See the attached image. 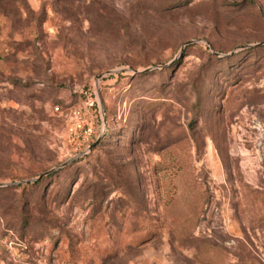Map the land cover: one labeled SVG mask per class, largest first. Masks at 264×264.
Segmentation results:
<instances>
[{
    "label": "rangeland",
    "instance_id": "rangeland-1",
    "mask_svg": "<svg viewBox=\"0 0 264 264\" xmlns=\"http://www.w3.org/2000/svg\"><path fill=\"white\" fill-rule=\"evenodd\" d=\"M0 264H264V0H0Z\"/></svg>",
    "mask_w": 264,
    "mask_h": 264
},
{
    "label": "water",
    "instance_id": "water-1",
    "mask_svg": "<svg viewBox=\"0 0 264 264\" xmlns=\"http://www.w3.org/2000/svg\"><path fill=\"white\" fill-rule=\"evenodd\" d=\"M193 43H197V41H190V42H187V43L184 45V47H185V46H188V45H191V44H193ZM216 55H218V54H216ZM146 71H147V70H146ZM67 164H69V163H65V164H63V165L60 166V168H58V169L63 168V167L66 166ZM56 170H57V169H56ZM56 170H52V171H50V172H47L44 176L50 175V174L54 173ZM11 185H17V184H11Z\"/></svg>",
    "mask_w": 264,
    "mask_h": 264
},
{
    "label": "built area",
    "instance_id": "built-area-1",
    "mask_svg": "<svg viewBox=\"0 0 264 264\" xmlns=\"http://www.w3.org/2000/svg\"><path fill=\"white\" fill-rule=\"evenodd\" d=\"M88 133H90V130H88Z\"/></svg>",
    "mask_w": 264,
    "mask_h": 264
}]
</instances>
